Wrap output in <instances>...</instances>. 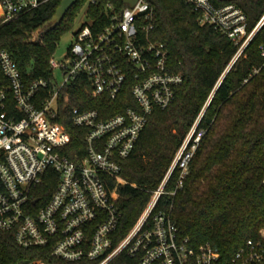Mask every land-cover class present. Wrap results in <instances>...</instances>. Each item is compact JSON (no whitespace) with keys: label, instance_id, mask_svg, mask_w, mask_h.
<instances>
[{"label":"built area","instance_id":"obj_1","mask_svg":"<svg viewBox=\"0 0 264 264\" xmlns=\"http://www.w3.org/2000/svg\"><path fill=\"white\" fill-rule=\"evenodd\" d=\"M47 2L0 0L2 24ZM96 2L89 0L87 6ZM187 2L200 24L239 47L233 63L264 27L263 15L249 32L246 14L232 3ZM100 17L82 20L64 58H51L47 78L29 82L10 53L0 50V231L11 232L20 248L48 249L55 264H262L264 229L261 240L248 241L224 259L210 244L194 246L182 238L171 211L164 209L168 203L162 205L166 196L176 197L190 175L207 133L200 124L208 104L139 220L122 228L123 213L108 184L125 183L123 161L133 154L150 116L174 103L183 77L169 69L166 46L151 40L155 12L149 0L133 6L108 2ZM259 51L264 59V42ZM261 71L254 69L250 78ZM129 84L134 104L122 112L103 119L98 109L88 107L92 101L117 100ZM69 120L85 130L86 150L76 160L65 154L71 135L64 122ZM175 174V186L168 189ZM29 264L52 263L36 259Z\"/></svg>","mask_w":264,"mask_h":264},{"label":"trees","instance_id":"obj_2","mask_svg":"<svg viewBox=\"0 0 264 264\" xmlns=\"http://www.w3.org/2000/svg\"><path fill=\"white\" fill-rule=\"evenodd\" d=\"M212 1L241 8L249 32L264 15V0ZM61 2L49 0L7 24H2L0 7V50L10 53L29 82L51 74V58L89 0H78L52 29L46 24ZM108 2L123 6L121 0H97L89 5V18L101 19ZM149 2L155 12L151 40L166 46L169 69L180 74L183 83L174 103L150 116L133 154L122 163L125 183L111 180L110 195L123 213L122 228H132L208 104L200 124L207 133L191 162L190 175L176 197L168 200L166 196L162 205L168 203L164 209L171 211L182 238H189L194 246L210 244L222 258L231 259L248 241L261 240L264 229V59L259 51L264 27L233 63L239 47L211 26L200 24L199 14L187 0ZM256 68H262L261 73L250 78ZM130 84L117 100L92 101L88 107L98 109L103 119L122 112L134 104ZM81 92L89 99L86 90ZM64 125L71 135L65 154L76 160L86 150L85 130L70 120ZM177 177L168 189L174 188ZM48 252L20 248L11 232L0 231V264H29L36 259L55 264Z\"/></svg>","mask_w":264,"mask_h":264},{"label":"rangeland","instance_id":"obj_3","mask_svg":"<svg viewBox=\"0 0 264 264\" xmlns=\"http://www.w3.org/2000/svg\"><path fill=\"white\" fill-rule=\"evenodd\" d=\"M87 4L82 9L78 18L76 19L75 26H74L73 30L71 32H69L68 34H66L62 38V40L60 41L59 46H58V48H57V50L53 56L56 60L60 61L64 58L65 54L68 51L69 46L71 45V43L73 41L74 32L79 28L83 19H86V18L89 19V13L90 12L88 11L89 7L87 6Z\"/></svg>","mask_w":264,"mask_h":264},{"label":"water","instance_id":"obj_4","mask_svg":"<svg viewBox=\"0 0 264 264\" xmlns=\"http://www.w3.org/2000/svg\"><path fill=\"white\" fill-rule=\"evenodd\" d=\"M78 0H62L56 14L46 26L51 25L52 29L56 28L64 19L67 12L77 3ZM123 4L133 6L138 0H121Z\"/></svg>","mask_w":264,"mask_h":264}]
</instances>
